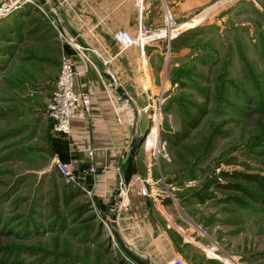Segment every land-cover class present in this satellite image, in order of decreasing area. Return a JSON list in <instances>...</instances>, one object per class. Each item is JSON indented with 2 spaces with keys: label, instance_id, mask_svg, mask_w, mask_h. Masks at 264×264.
Masks as SVG:
<instances>
[{
  "label": "rangeland",
  "instance_id": "374dc122",
  "mask_svg": "<svg viewBox=\"0 0 264 264\" xmlns=\"http://www.w3.org/2000/svg\"><path fill=\"white\" fill-rule=\"evenodd\" d=\"M48 17L33 0H0V264H130L106 232L108 203L59 169L76 153L48 105L62 54L83 58ZM142 25L159 37L141 43L139 64L157 73L140 107L159 124L136 159L190 205L218 264H264V0H145Z\"/></svg>",
  "mask_w": 264,
  "mask_h": 264
},
{
  "label": "crops",
  "instance_id": "0c3cea01",
  "mask_svg": "<svg viewBox=\"0 0 264 264\" xmlns=\"http://www.w3.org/2000/svg\"><path fill=\"white\" fill-rule=\"evenodd\" d=\"M35 3L43 8L41 2ZM46 3L58 15L65 17L96 50L109 72L134 100L145 126L147 118H144L140 105H147V83L142 80L149 72L150 83L155 82L156 65L139 64L143 57L141 49L123 46L115 37L116 33L123 31L132 37L137 36L139 14L135 1L46 0ZM157 21L150 25L155 27ZM158 50V46H150L145 55L153 57ZM75 59L81 73L77 88L91 95L92 115L90 118L80 115L72 123L70 145L76 153L72 161L77 162L73 174L79 175L81 164H91L94 181L90 191L108 203V210L118 197L116 191L126 165L128 142L136 116L126 102L110 91L95 66L87 65L83 59L80 64L77 56ZM149 132L150 135L151 130ZM154 166L151 161L136 159L127 192L118 210L116 228L119 235L134 253L151 264H169L175 258L182 259L186 264H218L213 252L203 248L202 231L196 229L195 220L189 216L190 205L169 199L161 192L158 183L155 184ZM147 180L158 188L157 198L149 191H142ZM82 185L87 188L86 184ZM147 185L150 186L149 183Z\"/></svg>",
  "mask_w": 264,
  "mask_h": 264
},
{
  "label": "built area",
  "instance_id": "2783aa9c",
  "mask_svg": "<svg viewBox=\"0 0 264 264\" xmlns=\"http://www.w3.org/2000/svg\"><path fill=\"white\" fill-rule=\"evenodd\" d=\"M134 1L139 14L138 33L136 38H133L124 31L116 33L115 37L123 46L128 47L133 43H137L141 47V50H143V44L141 43H143L144 41L145 43H147L153 40L154 38H158L159 35L148 37V39L144 38L145 36L142 25V11L144 8L145 0ZM166 18L168 19V15H166ZM52 24L56 27V29L59 27V25L53 20ZM61 33L62 39L66 41L71 47L76 48L74 40H72L71 37L66 36L65 33ZM76 50L77 54L81 58H83V60L87 63V58L82 53V50ZM60 65V73L57 80L58 82L56 84V89L52 95L53 98H51L50 103L48 105V115L49 118L52 120L53 131L57 134L69 136L73 131L72 123L75 118L80 115L84 116L85 118H90V115H92V98L88 92L81 91L77 88V80L81 76V73L77 68V64L74 59L64 52L60 60ZM155 116L157 117L156 112L153 114V120L151 123H156V125L158 126L159 119L156 118L155 120ZM152 124H150V127ZM76 163V161H72L71 164H64L62 162H59L60 172L65 176L73 173V166L76 165ZM147 183H149L150 186H148ZM152 188V181L146 182V184L142 188V191L144 193H148L149 191L150 194L157 198L158 192ZM169 264H186V262H184L180 258H175Z\"/></svg>",
  "mask_w": 264,
  "mask_h": 264
},
{
  "label": "water",
  "instance_id": "95a60500",
  "mask_svg": "<svg viewBox=\"0 0 264 264\" xmlns=\"http://www.w3.org/2000/svg\"><path fill=\"white\" fill-rule=\"evenodd\" d=\"M34 2H41L43 4V9L45 12L48 13V16L51 20L59 25V27L68 34L76 43L78 48L82 50V53L85 57L92 63L93 66L98 70L101 77L107 83L108 88L112 93L118 97L119 99L126 102L130 109L132 110L135 117V137L133 142L130 146L128 154L126 156V165L124 170L121 174V181L118 184L117 188V196L115 201L112 202L108 208V212L106 214V219L108 220L107 230L113 232L114 234L118 228H116V220L118 217V210L122 203L123 198L125 197V193L127 192V187L130 182V178L133 173L136 157L139 153L140 145L144 142V138L146 133L150 127V125L146 124L145 126L142 125L141 116L139 110L137 109L136 105L134 104V100H132L131 96L128 94L122 83L118 82L116 78L109 72L96 50H94L85 40L84 38L78 33L66 20L65 17L58 15L54 12L46 3V0H33ZM99 172L96 171V173ZM93 172L91 164L83 163L79 167V175L75 176L73 173L68 174L65 176L66 180H77L79 183L86 184L87 189L91 190L93 187ZM119 249L122 253L127 257L130 264H151L145 258L140 257L136 253H134L121 236H118L116 240Z\"/></svg>",
  "mask_w": 264,
  "mask_h": 264
},
{
  "label": "bare ground",
  "instance_id": "6f19581e",
  "mask_svg": "<svg viewBox=\"0 0 264 264\" xmlns=\"http://www.w3.org/2000/svg\"><path fill=\"white\" fill-rule=\"evenodd\" d=\"M37 4V3H36ZM38 5V4H37ZM38 7L42 10V11H44V9L40 6V5H38ZM26 8V7H25ZM23 9V8H22ZM158 116V115H157ZM148 133V132H147ZM146 133V134H147ZM150 133V132H149ZM146 137V136H145ZM145 141V140H144ZM144 143V142H143ZM105 225H106V227H107V225H108V220H106L105 221V223H104ZM111 235H112V238L114 239V240H117V238H118V236H120L119 235V233L118 232H116L115 234L112 232L111 233ZM128 261V260H127Z\"/></svg>",
  "mask_w": 264,
  "mask_h": 264
},
{
  "label": "trees",
  "instance_id": "16d2710c",
  "mask_svg": "<svg viewBox=\"0 0 264 264\" xmlns=\"http://www.w3.org/2000/svg\"><path fill=\"white\" fill-rule=\"evenodd\" d=\"M33 9V8H32ZM48 22H49V20H50V23L52 24V20L50 19V17H48L47 19H46ZM188 132L186 131V133L183 135V137L185 138V136H187L188 134H187ZM223 175H225V174H223ZM61 176H63L62 174H61ZM106 232H107V230H106Z\"/></svg>",
  "mask_w": 264,
  "mask_h": 264
}]
</instances>
